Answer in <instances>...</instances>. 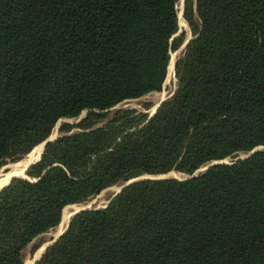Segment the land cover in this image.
I'll use <instances>...</instances> for the list:
<instances>
[{"label": "trees", "instance_id": "trees-1", "mask_svg": "<svg viewBox=\"0 0 264 264\" xmlns=\"http://www.w3.org/2000/svg\"><path fill=\"white\" fill-rule=\"evenodd\" d=\"M178 1L0 0V167L86 110L1 187L0 264L65 205L171 170L76 212L35 264H264V0H184L189 38ZM183 43L154 114L110 113L160 90Z\"/></svg>", "mask_w": 264, "mask_h": 264}, {"label": "rangeland", "instance_id": "rangeland-1", "mask_svg": "<svg viewBox=\"0 0 264 264\" xmlns=\"http://www.w3.org/2000/svg\"><path fill=\"white\" fill-rule=\"evenodd\" d=\"M177 7H178V22H179V32L181 30H185L186 31V38H189L191 36L190 30L188 28L187 22L185 21L183 14L181 15V9L183 8V3L182 0H179L177 3ZM181 16V17H180ZM181 20V21H180ZM184 43L182 44V46L176 50V51H172L171 52V58L170 61L173 60L175 62L176 58L178 56H180L182 54V48H183ZM177 86V82H176V77H175V73H174V67L169 70V66H168V72H167V76L165 78V81L162 85V88L160 90L157 91H151L149 93H146L138 98H132V99H127L124 100L120 103H118L117 105H115L114 107H112L110 109V113L114 112L115 110L121 108H134L137 109L138 111H144L148 114L149 118L151 116V113L154 111L155 106L164 98L169 97L175 90ZM148 107V108H146ZM86 114V110L82 111L78 116L76 117H65V118H61L57 121V123L55 124V126L52 129V132L50 134V137H57L59 135H61L62 133L59 130V126L61 125V123L63 122H67L70 124H75L77 123L84 115ZM154 114V113H153ZM72 130H77V127H73ZM54 139V138H53ZM52 139V140H53ZM41 143V142H40ZM39 144V143H38ZM44 146L41 149V153L44 149ZM246 154L242 153L240 156L244 157ZM26 157V156H25ZM24 156L17 160V161H8L7 163L3 164L0 167V177L5 174L6 172H8L9 170L12 169V167L14 166V164L20 160H23V158H25ZM224 161H228V159H223ZM35 162V161H34ZM205 166V165H204ZM204 166H202L201 168H203ZM23 174V173H22ZM142 175H151V174H142ZM158 175V174H157ZM167 176H172V177H177V178H184L185 175L177 172L175 170H171L169 172H167L166 174ZM141 176V175H140ZM151 176H155V175H151ZM165 176V177H167ZM139 177V176H138ZM150 177V176H147ZM146 178V177H144ZM139 179V178H137ZM123 183H115L112 185H109L107 187H105L104 189H102L99 193H97L94 197L82 201V202H77L76 204H79L82 207H87L88 209H97V208H103L105 207V205L108 204V202L110 201V199L112 198V196L115 194V192L121 187ZM121 190V189H120ZM74 203H69L67 205H71ZM65 205L63 207V209L67 206ZM68 207V211L70 212V216H69V220L67 221L69 223L71 217L73 216V212L75 209H73L72 206H67ZM62 209V212H63ZM62 216V215H61ZM61 221V220H60ZM59 221V223H60ZM55 225L54 227L48 229L47 231L41 233L40 235H38L32 242H29V244H27L24 249H23V264L25 262L26 259H34V257L36 256L35 254L37 252H40V254L44 252V245H46L47 243H49L50 241H52L54 238H56V236L58 235L57 229H58V225ZM67 224V223H66ZM68 226V225H67ZM64 232V231H63ZM62 232V233H63ZM61 233V234H62ZM60 234V235H61ZM59 235V236H60ZM58 236V237H59ZM34 243H40V245L36 248V250L34 252H31V248L32 245ZM49 245V244H48ZM43 246V247H42ZM47 247V246H46ZM42 248V249H41ZM39 254V255H40ZM41 254V255H42ZM38 255V256H39ZM41 257V256H40Z\"/></svg>", "mask_w": 264, "mask_h": 264}, {"label": "bare ground", "instance_id": "bare-ground-1", "mask_svg": "<svg viewBox=\"0 0 264 264\" xmlns=\"http://www.w3.org/2000/svg\"><path fill=\"white\" fill-rule=\"evenodd\" d=\"M172 68H173V60H171L170 63H169V70H171ZM42 147H43L42 143H39V144L35 145L33 147V149L25 155L26 157L24 156L25 158H23V160H20V161L16 162L11 170H9L5 174H3L0 177V187L2 185H4L9 180L11 175H13V174L21 175L22 173H24V169H25L26 165L38 158ZM67 206H72L73 209H77L78 207H82V206H80L79 204H76V203L71 204V205H67ZM67 206L63 209L62 216H61V221H60V223L58 225V229H57V232H56L57 234H59L65 228L66 223L69 220L70 212L67 210L68 209ZM40 252H41V250L35 254L36 256L34 258H36L40 254ZM32 263H33L32 259H26L25 262H24V264H32Z\"/></svg>", "mask_w": 264, "mask_h": 264}, {"label": "water", "instance_id": "water-1", "mask_svg": "<svg viewBox=\"0 0 264 264\" xmlns=\"http://www.w3.org/2000/svg\"><path fill=\"white\" fill-rule=\"evenodd\" d=\"M183 1L184 0H182V3H183ZM182 11H183V9H181V12H180V14L182 15ZM179 33V30L173 35V36H176L177 34ZM185 43H186V41H185ZM184 43V44H185ZM170 62V61H169ZM174 64H175V62L173 61V67H174ZM169 66V65H168ZM164 100V98L155 106V109H154V111L151 113V115L155 112V110H156V108L158 107V105L162 102ZM53 138H55V137H47L45 140H43L41 143L43 144V145H45V143L48 141V140H52ZM260 147L259 146H256V147H254L253 149H251L244 157H246V156H248L249 154H251V153H253L254 151H256L257 149H259ZM40 156H41V152H40V154H39V156H38V158L36 159V160H38L39 158H40ZM243 157V158H244ZM36 160H34V161H36ZM34 161H32V162H30V163H28L27 165H26V167H25V169H24V174H21V175H19V174H13V175H11L10 176V178H9V180L5 183V184H7L9 181H10V179L12 178V177H15V176H22V177H26V172H25V170H26V168L31 164V163H33ZM222 161H224L223 159L222 160H216V161H212L211 163H209V164H207V165H205L203 168H199L198 170H203V169H205V168H207L208 167V165H210V164H212V163H215V162H222ZM197 170V171H198ZM197 171H195L194 173H192L191 175H189V176H193L194 174H196V172ZM167 173H163V174H158V175H155V176H151V175H141V176H139V177H135V178H131V179H129V180H127V181H125L122 185H121V187L115 192V194L117 193V192H119L120 191V189L124 186V185H126V184H128V183H130V182H132L133 180H135V179H137V178H144V177H147V176H150V177H165V176H167L166 175ZM188 176V177H189ZM4 184V185H5ZM4 185H2V186H4ZM1 186V187H2ZM1 187H0V189H1ZM114 194V195H115ZM113 195V196H114ZM112 196V197H113ZM106 206V205H105ZM87 207H78L77 209H75L74 210V212L72 213L73 215L76 213V212H78V211H80V210H82V209H86ZM67 225H68V222H67V224H66V226H65V228L56 236V238H54L52 241H50L49 243H47L46 245H44V249L46 248V246L48 245V244H50V243H52V242H54L57 238H58V236L67 228ZM42 254V253H41ZM41 254L39 255V256H37L36 258H34L33 259V263L32 264H35V262L40 258V256H41Z\"/></svg>", "mask_w": 264, "mask_h": 264}]
</instances>
